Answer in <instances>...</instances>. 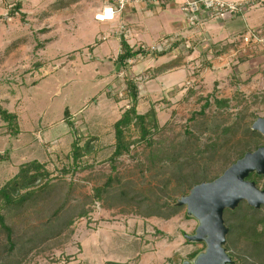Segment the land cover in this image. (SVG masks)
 Listing matches in <instances>:
<instances>
[{
    "label": "rangeland",
    "instance_id": "1",
    "mask_svg": "<svg viewBox=\"0 0 264 264\" xmlns=\"http://www.w3.org/2000/svg\"><path fill=\"white\" fill-rule=\"evenodd\" d=\"M108 4L15 1L11 20L2 27L0 39L7 44L0 46V93L12 95L0 100V108L24 109L33 122L25 121L21 129L26 133L18 137L9 134L0 117V154L9 150V159L0 162V187L21 164L33 160L46 164L52 180L19 211L4 212L17 247L9 254L0 230V264H193L190 255L205 252L207 245L193 242L199 221L180 205L196 186L186 177L197 175L208 183L245 153L264 146V137L252 130L264 119V41L255 38L240 46L236 39L220 48L189 45L181 50L172 31V39L164 35L152 45L133 42L121 22L103 29V23H113L96 20ZM260 30L264 37L263 26L251 31ZM114 32H125L133 51L143 46L168 52L139 55L122 68L115 61L120 46L115 49V38L109 40ZM99 53L102 59L96 58ZM132 82L138 114L155 111L149 120L157 122L154 143L135 144L130 153L111 161L114 123L131 104ZM216 100L228 102L218 105ZM126 135L140 139L134 125ZM30 141L34 145L27 147ZM75 141L84 152L76 162ZM159 151L177 161L153 165L151 156ZM63 169L70 171L62 174ZM109 177L112 185L101 201L95 200V190ZM254 182L263 190L264 175ZM239 206L242 210L235 212ZM239 206L228 209L235 216L224 211L228 234L223 248L229 264H241L242 258L253 262L249 245L229 226L239 225L242 211L252 208L246 201ZM258 210L264 215V206ZM256 264H264V255Z\"/></svg>",
    "mask_w": 264,
    "mask_h": 264
},
{
    "label": "trees",
    "instance_id": "2",
    "mask_svg": "<svg viewBox=\"0 0 264 264\" xmlns=\"http://www.w3.org/2000/svg\"><path fill=\"white\" fill-rule=\"evenodd\" d=\"M120 49L121 51L117 56L116 62L122 68H126L128 66V62L138 57L139 55L146 56L147 54H152L162 57L168 52V49L166 51L158 52L144 48L133 51V48L129 46L124 36H121ZM130 94L132 100L129 108L125 110L121 118L114 123L115 143L114 151L110 157L111 161H116L117 158H120L124 154L130 153L132 149L131 146H135V144L145 143L147 146L151 147L154 143L151 137L153 135L152 130L157 128V122L150 123L149 120L150 117H155V111L151 109L146 113L148 115L138 114V90L133 82L130 84ZM215 102L218 105H226L228 101L216 100ZM208 103L209 102L207 101L205 106H208ZM66 114L67 110L65 112V115ZM0 117L4 122L8 124L9 134H11L12 136H18L21 133L17 115L9 113L7 110L0 108ZM133 125L139 130V141H131L126 135L127 130ZM85 148L86 152L90 150V146L88 144ZM72 152L75 162L79 160V158L84 153L83 149L79 147L78 142L76 141L72 144ZM244 155H242L239 160L242 159ZM8 159L9 150L5 151L3 154H0V162H5ZM166 159L177 161L176 158L173 157L172 159H169L168 153L163 151H159L158 154L151 156L150 160L151 163L155 165L156 163L162 162ZM113 169H115V166H113ZM69 171L70 170L63 169L62 174L68 173ZM51 175L52 173L47 169L45 163L33 160L21 164L18 167L17 173L0 187V230L6 236V244L4 246L9 254H11L16 249L17 243L14 241V231L12 227L7 224L6 214H4V212L9 213L12 210L19 211L28 201L36 196L37 192H45L47 187L50 186V182L52 180ZM217 178L218 177L214 178L213 180H209V182H212ZM256 178H258V175L251 173L247 180L254 182L256 181ZM186 179L187 181H191L192 185H199L205 180H208L202 177L198 178L197 175H190L189 177H186ZM112 183L113 179L109 177L102 187H99L95 190L94 199L97 201H101L103 194L107 192ZM254 183L256 184V182ZM126 194V192L125 194L121 193V196L125 197ZM237 209L238 210H236L235 212L242 210V207L239 206ZM225 212L228 214L230 213V216H233L235 213L234 211H228V209L225 210ZM242 212V217H239V219H241L239 221V225L238 223H236V226H234L232 225V223H230L229 226L232 231L237 229V233H239V235L244 238V242L249 245L248 258L253 259V262L247 263L248 261L246 260V258H242L243 262L241 264H256L261 260V256L264 255V215H261L258 209L255 210V208L250 207H246L245 211ZM170 216L171 215H166L165 218H168ZM224 219H226V216L224 217ZM259 227H262V229H259ZM202 252L203 251L201 250L193 252L190 255L189 259L194 261ZM24 254L26 255L27 253L25 252ZM109 264L125 263L110 262Z\"/></svg>",
    "mask_w": 264,
    "mask_h": 264
},
{
    "label": "crops",
    "instance_id": "3",
    "mask_svg": "<svg viewBox=\"0 0 264 264\" xmlns=\"http://www.w3.org/2000/svg\"><path fill=\"white\" fill-rule=\"evenodd\" d=\"M15 1L22 3L27 2V0H0V34L2 33V31H4V28L2 27L5 26V21L11 20L12 6H14ZM223 1L227 3L244 4L246 5V8L242 13L228 16L224 19L210 18L207 13H203L200 16L201 22L196 26H191L189 25L188 20L182 11V5L185 0H172L169 3H165L160 6L151 4H138L123 12L121 15L117 16L115 21L112 22L113 24L103 23V26L101 25V27L103 29H106L107 26L114 27L115 24L121 22L125 26V31H129L128 36L133 42L137 39L136 41L144 42V44L146 45H152L155 42L160 41L161 36L164 35H166L167 38H171L172 34L170 32L174 31L178 33L175 34L176 42L181 41L182 43L181 45L179 43H176L181 47V50L185 49L189 45H193L195 49L199 50L201 48L203 50H210L214 47L220 48V46L230 44L232 43V40L236 39L237 43L240 46H244V42L241 39L242 35L251 31L252 28L260 26L264 27V0ZM16 7H18V11H20V5H16ZM168 14L174 15V17H170L168 16ZM178 15H180V17ZM258 24L260 25L257 26ZM122 34L124 36L125 32H122ZM112 38H115V40H113L112 46H115V49H117L120 46L121 36L120 34H116V32H114L113 34H111V36L109 35V40H111ZM126 39L128 44L130 45L131 41L128 38ZM81 43H85L83 39H81ZM6 44L7 42L0 39V46L6 47ZM86 44H88V42ZM130 46L132 47L133 45L131 44ZM141 47L143 48V46ZM96 50L97 48L93 51ZM100 53L96 55V58L102 59L103 54ZM94 61L95 63H98L96 59ZM181 73L182 72L175 73V76L179 77L181 76ZM36 85L38 86V84ZM11 95L12 94L8 95V93L4 95L0 93V100H8L6 98H9V96ZM4 105L5 104H2V106ZM8 106H10V104H8ZM5 108L10 113H14L18 116L21 131L18 137H22L23 134L26 133V131H23L21 129V126L25 123V121L33 122V120L30 117L27 118V116L23 114L24 109L15 110L11 107ZM66 110L69 111L68 109ZM27 144V147L34 145V141H30Z\"/></svg>",
    "mask_w": 264,
    "mask_h": 264
},
{
    "label": "water",
    "instance_id": "4",
    "mask_svg": "<svg viewBox=\"0 0 264 264\" xmlns=\"http://www.w3.org/2000/svg\"><path fill=\"white\" fill-rule=\"evenodd\" d=\"M252 130L264 137V119H258ZM251 173L264 175V146L245 154L214 181L194 186L190 195L180 202L199 221L196 235L191 239L207 245L193 264L231 263L223 248L228 234L224 211L236 209L242 201L255 209L264 206V190L247 180Z\"/></svg>",
    "mask_w": 264,
    "mask_h": 264
},
{
    "label": "built area",
    "instance_id": "5",
    "mask_svg": "<svg viewBox=\"0 0 264 264\" xmlns=\"http://www.w3.org/2000/svg\"><path fill=\"white\" fill-rule=\"evenodd\" d=\"M109 6L103 12V22L111 21L113 22L117 16L121 15L123 12L127 11L131 7L138 4H151L155 6H160L165 3H169L172 0H108ZM246 5L237 3H227L222 0H185L182 5V11L185 14L189 25L196 26L200 23V16L203 13H207L210 18H221L224 19L228 16L242 13ZM108 11V12H107ZM102 17V16H101ZM96 20L101 22L100 15H96ZM249 31L241 36L244 43L254 42L259 39L260 42L264 41L262 31L259 33ZM261 32V33H260ZM257 34V35H256ZM260 38H258L259 36ZM258 41V40H257ZM153 51H159L157 47H152Z\"/></svg>",
    "mask_w": 264,
    "mask_h": 264
},
{
    "label": "bare ground",
    "instance_id": "6",
    "mask_svg": "<svg viewBox=\"0 0 264 264\" xmlns=\"http://www.w3.org/2000/svg\"><path fill=\"white\" fill-rule=\"evenodd\" d=\"M108 12V11H107ZM100 15V18L102 19L101 22H103V12L98 13ZM102 16V17H101Z\"/></svg>",
    "mask_w": 264,
    "mask_h": 264
},
{
    "label": "flooded vegetation",
    "instance_id": "7",
    "mask_svg": "<svg viewBox=\"0 0 264 264\" xmlns=\"http://www.w3.org/2000/svg\"><path fill=\"white\" fill-rule=\"evenodd\" d=\"M261 147H263V146H261ZM258 148H260V147H258ZM258 148H257V149H258ZM257 149H256V150H257ZM247 153H249V152H247ZM247 153H245V154H247ZM244 156H245V155H244ZM263 190H264V189H263Z\"/></svg>",
    "mask_w": 264,
    "mask_h": 264
}]
</instances>
